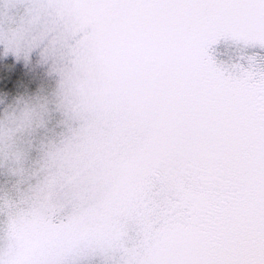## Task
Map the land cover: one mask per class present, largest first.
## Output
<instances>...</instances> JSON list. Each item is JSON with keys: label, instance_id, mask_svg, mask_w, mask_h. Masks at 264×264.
<instances>
[{"label": "snow or ice", "instance_id": "obj_1", "mask_svg": "<svg viewBox=\"0 0 264 264\" xmlns=\"http://www.w3.org/2000/svg\"><path fill=\"white\" fill-rule=\"evenodd\" d=\"M0 264H264V0H0Z\"/></svg>", "mask_w": 264, "mask_h": 264}]
</instances>
